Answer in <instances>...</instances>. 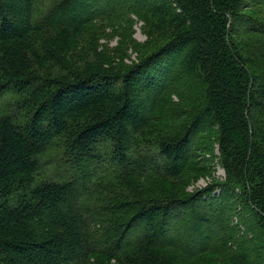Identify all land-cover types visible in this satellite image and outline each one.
I'll list each match as a JSON object with an SVG mask.
<instances>
[{
    "label": "trees",
    "instance_id": "1",
    "mask_svg": "<svg viewBox=\"0 0 264 264\" xmlns=\"http://www.w3.org/2000/svg\"><path fill=\"white\" fill-rule=\"evenodd\" d=\"M41 3L0 0V264H264V0ZM123 11L131 64L88 31Z\"/></svg>",
    "mask_w": 264,
    "mask_h": 264
},
{
    "label": "rangeland",
    "instance_id": "2",
    "mask_svg": "<svg viewBox=\"0 0 264 264\" xmlns=\"http://www.w3.org/2000/svg\"><path fill=\"white\" fill-rule=\"evenodd\" d=\"M51 0H42L40 5L41 9H45L50 4ZM80 13L79 7H74L73 14L77 15ZM115 16H119L118 19L110 20H99L95 23V27L90 26L88 31L93 35L95 41L93 45L97 47L98 51H101L104 55L111 56L113 62L118 64H131L138 60L140 52L135 48L134 44L145 43L147 40V35L144 32V23L143 20L135 16L134 14H128L127 12L115 13ZM113 15V16H114ZM111 18H114V17ZM129 18L131 19H128ZM135 42V43H134ZM114 63V64H115ZM143 97V94H141ZM175 100H178L176 95H173ZM215 152L218 154V149L215 144ZM209 158V155H207ZM47 160V161H46ZM47 164H44V169L42 175L50 176L53 178H59L65 174L64 165H62V159L56 157V153H51L45 157ZM58 166V168H57ZM212 173L203 175L197 180L191 181L187 186L188 191H193L196 189L203 188L208 184L216 180H223L225 177L224 169L218 163L217 158L211 162ZM60 172V173H57ZM235 205V203L233 202ZM239 202L236 201L237 209H240ZM200 210V209H199ZM198 211V210H197ZM249 217H244V219H239L238 216L233 217V224L237 226L236 233H238L243 238L245 236L251 238L253 236V231L251 228L247 227V222L249 226H252L250 223ZM251 229V230H250ZM202 233H197L194 244H189L187 246L192 247V245H198L202 241ZM213 264H224L220 263V260L209 259ZM204 262H193L192 264H202ZM112 264H115L112 262Z\"/></svg>",
    "mask_w": 264,
    "mask_h": 264
}]
</instances>
